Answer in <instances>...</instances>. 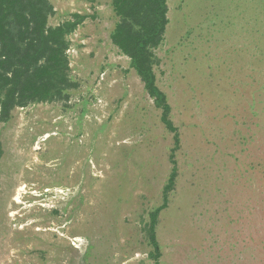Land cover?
Here are the masks:
<instances>
[{
  "label": "rangeland",
  "instance_id": "374dc122",
  "mask_svg": "<svg viewBox=\"0 0 264 264\" xmlns=\"http://www.w3.org/2000/svg\"><path fill=\"white\" fill-rule=\"evenodd\" d=\"M50 1L51 26L88 15L69 38L80 87L0 122V264H152L172 135L111 42V0ZM167 1L155 72L182 148L162 264H264V0Z\"/></svg>",
  "mask_w": 264,
  "mask_h": 264
},
{
  "label": "trees",
  "instance_id": "16d2710c",
  "mask_svg": "<svg viewBox=\"0 0 264 264\" xmlns=\"http://www.w3.org/2000/svg\"><path fill=\"white\" fill-rule=\"evenodd\" d=\"M117 18L110 32L114 46L130 60L146 93L160 111V120L172 135L171 171L162 190V204L152 209L144 224L152 264H162L158 237L161 213L171 202L180 178L177 160L182 148L181 132L173 119L168 95L158 85L156 49L165 39L169 24L167 0H111ZM56 13L50 0H0V122L8 123L13 112L33 104L68 102L79 82L72 78L70 36L88 15L74 13L70 19L50 25ZM262 114H258V117ZM260 193L264 190L260 189Z\"/></svg>",
  "mask_w": 264,
  "mask_h": 264
},
{
  "label": "built area",
  "instance_id": "2783aa9c",
  "mask_svg": "<svg viewBox=\"0 0 264 264\" xmlns=\"http://www.w3.org/2000/svg\"><path fill=\"white\" fill-rule=\"evenodd\" d=\"M69 55L71 54V49H69L68 51ZM102 79V78H101ZM99 103H102L101 101H99Z\"/></svg>",
  "mask_w": 264,
  "mask_h": 264
},
{
  "label": "bare ground",
  "instance_id": "6f19581e",
  "mask_svg": "<svg viewBox=\"0 0 264 264\" xmlns=\"http://www.w3.org/2000/svg\"><path fill=\"white\" fill-rule=\"evenodd\" d=\"M17 200L19 201V197H17Z\"/></svg>",
  "mask_w": 264,
  "mask_h": 264
}]
</instances>
